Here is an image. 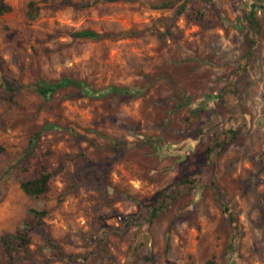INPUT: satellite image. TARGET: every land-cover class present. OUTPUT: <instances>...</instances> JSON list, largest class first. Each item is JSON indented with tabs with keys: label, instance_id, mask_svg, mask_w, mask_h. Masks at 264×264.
I'll use <instances>...</instances> for the list:
<instances>
[{
	"label": "rangeland",
	"instance_id": "1",
	"mask_svg": "<svg viewBox=\"0 0 264 264\" xmlns=\"http://www.w3.org/2000/svg\"><path fill=\"white\" fill-rule=\"evenodd\" d=\"M0 4V264H264V0Z\"/></svg>",
	"mask_w": 264,
	"mask_h": 264
},
{
	"label": "trees",
	"instance_id": "2",
	"mask_svg": "<svg viewBox=\"0 0 264 264\" xmlns=\"http://www.w3.org/2000/svg\"><path fill=\"white\" fill-rule=\"evenodd\" d=\"M7 9L8 7L6 6L3 7V5L0 4V13L3 11H6ZM28 16L32 17L31 13H28ZM75 34L78 36H84V37H90V38L98 37V33H95L87 29L77 31ZM67 85H71V86L78 88L80 94L82 95H101L106 92L129 94L130 92V90L127 88L117 87L113 85L106 87L105 90L104 89H99V90L86 89L82 81L72 80L68 78H62L52 83L40 82L35 85V90L44 99H46L50 96V94L54 90L60 87H63V86H67ZM1 150H2V147L0 146V151ZM48 178H49L48 173L42 172L34 178L21 181L19 183V188L21 189L23 193H25L28 196H31V197L39 196L47 190ZM30 213L32 215V219L35 222H38L39 220H41V217L45 214V211L30 209ZM155 215H156V208H153L150 211L149 218L151 219ZM28 231H29V226L28 224L25 223L23 229L19 232L0 235V242L3 243L4 245L14 243L16 246L22 247L26 243H28ZM205 264H211V260L206 261Z\"/></svg>",
	"mask_w": 264,
	"mask_h": 264
}]
</instances>
